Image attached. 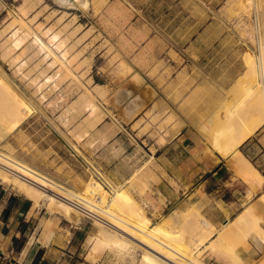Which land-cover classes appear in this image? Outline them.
<instances>
[{
  "label": "rangeland",
  "instance_id": "obj_1",
  "mask_svg": "<svg viewBox=\"0 0 264 264\" xmlns=\"http://www.w3.org/2000/svg\"><path fill=\"white\" fill-rule=\"evenodd\" d=\"M90 1L88 9L82 10L65 7L54 0H32L28 2L26 13H20L18 6L25 0H0V29L18 15L30 20L33 27L42 26L41 32L49 26L59 29L61 18L69 23L68 35L63 32V37L68 36L64 46L68 49V55L74 58V67L78 69L82 82L92 90L99 106L97 112L91 113L86 102L81 103L79 99L82 88L69 79L61 81L54 90L46 87L44 101H39L28 80H22L3 56V39H0V72L3 71L18 91L34 102L32 114L16 130L1 138L0 147L30 163V151L20 144L22 140L17 138L16 133L43 128L56 141L59 139L55 135L59 134L87 163L89 177L95 172L109 192L114 193L112 185L125 181H115L112 174L122 171L97 167L72 141V137L79 141L74 133L88 130L86 136H89L105 116L116 122L121 121L123 126L120 124L119 127L124 131H132L147 120L139 134L152 129L151 135H158L156 141L164 143L167 139L162 134L168 133V127L176 131L179 122L186 119L195 128L193 135L196 137L193 139L197 143V127L192 123L193 116L200 121L199 130L205 134L201 141L203 144L195 148L196 157L210 168L190 171L185 183L173 179L167 171L157 170L151 188L143 193L153 222L178 225L185 219L184 209L188 206L206 217L209 211L215 213L220 209L228 213L234 210V214H230L227 219L215 223L217 228H221L239 212L249 209L264 228V196L260 197L264 193L263 175L260 173L253 185L246 183L234 170V154L221 157L215 153L219 150L214 145L216 135L224 130L229 119L228 109L243 93L242 87L247 82L255 83L256 76L249 71L245 50H256L254 30L257 25L264 31V0ZM204 28H210L207 34L203 33ZM207 45H210L209 51ZM23 47L17 52L23 50L22 58L28 62L23 72L27 71L33 76L40 70L52 74L57 69L56 66H50L49 60H41L42 53L31 41ZM231 64L241 70L240 85H234V82L227 89H218L215 80L219 82L218 77ZM34 66H38L37 71L33 70ZM204 80H207L206 84H202ZM95 83L104 85L101 94L94 89ZM185 99L188 105L184 107ZM183 107L190 110V116ZM67 129L68 136L63 132ZM113 129L118 128L111 127ZM23 137H26L25 134ZM144 140L149 142L147 137ZM127 148L125 145L124 149ZM171 150L172 156H184L181 148ZM146 159L143 169L153 174L150 167H157L155 159L148 155ZM137 170L126 172L134 175ZM161 177L165 180L161 181ZM85 181H82V187ZM137 183L138 180L133 178L126 188L142 203ZM160 188L176 191L175 199L169 202ZM42 207L48 211L44 202L36 209ZM60 220L62 222L61 225L57 224L58 228L65 229L68 235L71 229L81 231L78 240H87L94 228L91 219L79 226H73L64 218ZM85 248L89 253L87 242ZM236 249L243 258V264H261L264 260V243L254 234L248 237V241L238 242ZM141 253L139 247L132 248L130 253L124 255L106 251L95 261L87 260L95 263L103 257L101 264H139ZM203 258L208 264H226L217 260L214 254L209 255V252Z\"/></svg>",
  "mask_w": 264,
  "mask_h": 264
},
{
  "label": "bare ground",
  "instance_id": "obj_2",
  "mask_svg": "<svg viewBox=\"0 0 264 264\" xmlns=\"http://www.w3.org/2000/svg\"><path fill=\"white\" fill-rule=\"evenodd\" d=\"M30 1L32 0H25L18 6L20 13H26ZM54 1L68 8L82 10L88 9L91 2ZM60 22L59 29L49 26L46 31L42 29L41 32L42 26L33 27L31 21L24 16H15L0 29L3 56L22 80H28V85L32 86L39 101H44L46 87L54 90L61 81L69 79L80 85L83 90L79 98L81 103L86 102L91 113H95L99 106L92 90L82 82L78 69L74 67V58L68 55V49L64 46L68 36L63 37V32L68 35L69 23L63 21V18ZM254 36L256 50H245V60L249 71L256 76L255 83L247 82L242 87L243 93L228 109L229 119L224 130L216 135L214 141L222 156L234 154L239 176L250 185L256 182L260 172L239 150V146L264 124V31L261 26L257 25ZM28 41L34 43L38 52L42 53L41 60H49L50 66L57 67L52 74L40 70L32 76L27 71H22L28 62L22 58L23 50L17 52ZM37 67L34 66L33 70L37 71ZM240 83L241 78L238 77L234 85L239 86ZM103 88V84L94 85V89L100 94ZM33 103L32 98L20 93L10 78L3 71L0 72V140L5 134L16 130L32 114ZM87 133L88 130H85L75 135L78 139H83ZM155 176L145 172L142 167L124 183L112 185L114 193H110L94 172L84 186L78 189L0 147V182L10 184L31 199L34 208H39L44 202L50 215L64 218L73 226L91 219L94 228L86 240L90 246L87 258L91 261H95L106 251L124 255L130 253L132 248L139 247L142 251L139 264H208L203 258L206 252L214 254L217 260L226 264H243V258L236 249L237 243L248 241V237L253 234L264 242V228L259 218L249 209L239 212L221 228H217L210 218L193 210L191 206L184 209L185 219L178 225L172 222H153L143 193L151 188ZM133 178L138 180L140 189L137 192L142 196V203L126 188ZM57 224L52 217L46 219L41 236L46 243L51 241L65 245L69 235L64 229L58 228ZM261 264H264V260Z\"/></svg>",
  "mask_w": 264,
  "mask_h": 264
},
{
  "label": "crops",
  "instance_id": "obj_3",
  "mask_svg": "<svg viewBox=\"0 0 264 264\" xmlns=\"http://www.w3.org/2000/svg\"><path fill=\"white\" fill-rule=\"evenodd\" d=\"M208 30L210 28H204L203 33L207 34ZM207 46V51H209L210 45ZM210 61L209 58L208 63ZM203 67L206 66L203 65ZM207 70L209 71V69ZM180 73H184V71ZM240 73L241 70L236 66L233 67V64L226 66L220 77H218L219 82L215 80L216 87L218 89L229 88L240 76ZM206 82L207 80H204L202 84H206ZM185 101L184 107L188 105L187 99ZM184 107L183 109L190 116V110ZM191 117L193 118L192 123L197 127V143L193 139L196 137L195 134L193 135L195 128L190 126L189 121L186 119L179 122L180 126L177 127L176 131L169 126L167 129L169 134H162L167 140L164 143H158L156 141L158 135H151L152 129L139 134V130L145 126L147 120L132 131H124L119 127L120 124L123 126L121 121L116 122L108 116H105L97 124L95 130H91L89 136H85L79 141L72 137V141L100 169L122 171L112 174L115 181L123 182L131 175L126 171L142 168L148 155V157L153 156L157 164V167H150L156 177L157 170H164L173 179L185 183L188 180L190 171L210 168L196 157L195 148L203 144L201 141H203L205 134L199 130L200 121L193 116ZM114 126H117L118 129L112 131L111 127ZM263 127L264 124L239 146V150L264 177ZM22 132L23 134L16 133V135L17 138L22 140L20 144L26 146L30 151V163L63 182L82 187V181L88 179L90 170L87 163L68 141H64L59 134L55 135L59 141L54 140V136L50 135L49 131L43 130V128L41 130H23ZM63 132L68 136V129ZM157 132H159L158 128ZM24 134L26 137H23ZM146 137L149 142H145ZM125 145L128 146L127 149H124ZM152 147H154V150ZM172 148L183 149L184 156H172ZM215 153L223 157L219 151H215ZM135 159L137 160L134 161ZM228 164L230 165L229 161ZM233 165L234 170L237 171L234 161ZM223 169L225 170V168ZM163 180L165 178L161 177V181ZM153 184L156 185L157 183L153 182ZM160 190L166 194L169 202L175 199L176 191L169 192L165 188H160ZM230 214H234V210L228 213H224L220 209L215 213L207 212V216L214 223L227 219ZM50 217L54 218V222L57 221L58 225H61L62 221L58 216L50 215L43 207L40 210L34 208L31 199L20 191L11 188L9 184L0 182V251L3 252V254H0V264H101V261L104 260L103 257L95 263L87 260L86 240H78V235L81 234L78 229H71L65 245L51 241L46 243L41 236V230L43 222ZM255 237L261 240L259 237ZM83 250L85 252H82Z\"/></svg>",
  "mask_w": 264,
  "mask_h": 264
},
{
  "label": "water",
  "instance_id": "obj_4",
  "mask_svg": "<svg viewBox=\"0 0 264 264\" xmlns=\"http://www.w3.org/2000/svg\"><path fill=\"white\" fill-rule=\"evenodd\" d=\"M0 254H3V252H2V251H0Z\"/></svg>",
  "mask_w": 264,
  "mask_h": 264
}]
</instances>
